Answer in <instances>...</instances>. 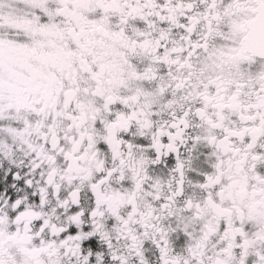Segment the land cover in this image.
<instances>
[{
	"label": "snow or ice",
	"instance_id": "obj_1",
	"mask_svg": "<svg viewBox=\"0 0 264 264\" xmlns=\"http://www.w3.org/2000/svg\"><path fill=\"white\" fill-rule=\"evenodd\" d=\"M0 264H264V0H0Z\"/></svg>",
	"mask_w": 264,
	"mask_h": 264
}]
</instances>
